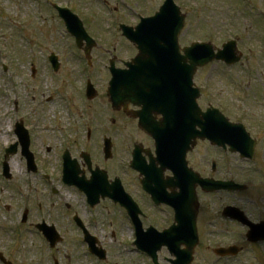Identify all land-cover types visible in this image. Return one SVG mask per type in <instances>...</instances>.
Returning a JSON list of instances; mask_svg holds the SVG:
<instances>
[{
  "label": "flooded vegetation",
  "instance_id": "af4514ba",
  "mask_svg": "<svg viewBox=\"0 0 264 264\" xmlns=\"http://www.w3.org/2000/svg\"><path fill=\"white\" fill-rule=\"evenodd\" d=\"M133 56L134 54L127 60L132 59ZM113 57L116 66L125 67V59ZM91 67H98L100 72H108L109 65L106 64V56L103 54L99 56L94 64H91ZM100 98L102 100L101 93H98L95 100ZM105 103V108H103V101L98 103L103 108L101 112H71L69 114L71 116L69 118L70 129L64 131V134L67 135L62 139L54 138L53 148L47 145L48 152L51 150L54 152L55 160L53 185L56 186L52 190L64 201L67 199L74 201L77 197L84 199V207L80 209L75 203H65L67 209L73 211L72 213L83 214L92 210V207L86 202L85 193L80 191L79 186H70L63 181L62 152L64 149H68L72 158L76 159L73 167L74 178L87 183V188L91 192L101 194L106 190L102 179L99 177L105 171L108 187L119 181L132 195L139 207L137 212L139 220L135 224L136 227L144 230L154 227L161 231L178 226L184 228V164L179 165L180 170H173L171 163L167 165L165 161L161 160L156 151L158 145L156 135L149 133L140 124L142 122L144 126H147L148 119L161 127L163 120L167 118V114L155 107H150L149 112L141 113L144 111L143 105L126 104L127 107H125L124 103L117 109H111L109 103L107 101ZM225 115L231 121L244 122L253 135L257 138L260 137L256 128H261L262 124L257 123L256 115L237 113H226ZM244 120L248 121V124ZM90 121L93 122L88 124ZM62 140L66 142L63 146H61ZM43 145L44 139L41 136L32 139L34 151ZM190 146L191 149L186 154L187 169L189 167L204 177L217 180L236 179L237 161L235 155L229 150L202 138L196 139L195 143H191ZM179 148L184 149V138ZM20 159L25 161L21 154ZM43 166L44 163L39 160V167L41 168L39 174L42 176L45 175ZM65 190L68 192L66 193ZM64 194H67L68 197ZM243 194L225 190L206 193L200 190V221H202V215L205 213L209 220L217 219L226 227L234 225L246 229L238 221L223 217L220 209L213 207L222 196L228 201V204L233 203L242 206L252 221H264V200L260 198L250 199ZM252 195L249 194V196ZM105 201L106 203H104ZM101 204L111 211L117 210L120 214L123 212L127 214L124 207L118 203H113L109 197L103 198L98 206ZM113 205L116 207L114 208ZM41 206L42 204H40ZM110 210L107 211L110 212ZM212 211H216L217 215H212ZM40 219L48 220L49 218L33 215L30 211L26 224L30 226ZM133 225L132 221L130 224H125L128 229L130 226L134 228Z\"/></svg>",
  "mask_w": 264,
  "mask_h": 264
},
{
  "label": "rangeland",
  "instance_id": "374dc122",
  "mask_svg": "<svg viewBox=\"0 0 264 264\" xmlns=\"http://www.w3.org/2000/svg\"><path fill=\"white\" fill-rule=\"evenodd\" d=\"M56 1L64 4L67 3L82 17V19L85 20L90 31H92L96 36L102 35L105 38L108 37V32H117L116 20H129L130 18L136 19L139 13L149 14L152 11L149 2L153 1V3L158 4L160 0H146V3L145 0L142 2H140V0H121L132 8L140 2L135 10H124L125 6L119 0ZM254 1L259 6L261 5L260 7L264 8V0ZM201 2L205 8H203ZM40 4L39 0H0V146L5 143V140L12 139L13 137V135H10L9 128L11 126V120L9 117L12 115L16 118L15 103L20 101V108L17 111L18 113H40L42 110L39 109L40 106L37 108L38 100L33 101L32 95H36L37 98H40L42 92H44V94L52 93V90L51 92L47 91L52 87L51 84L54 81L48 78L49 74L44 69V62L40 55V51H38L37 62L40 65V72L38 74H41V76L35 78L34 80L29 78L28 74L30 68L27 69V66H29L28 59L26 57L27 48H34L32 44L33 40L37 43L38 47L41 44L43 49L42 54L45 55L53 49L59 51L66 47V39L63 38L66 37L65 34L67 33L65 25L62 22H59L57 18L53 17L52 14H49L48 10ZM234 5V0H184V10L188 12L189 17H191V21L196 22L194 20L195 17L204 16L208 17L207 20L210 23L208 24L206 22L204 25H201L200 29H197V27L193 26V24L190 25V28L186 29L184 32L185 37H191L190 31L196 29L202 33L204 28L208 25L212 26V29L216 28L213 23L221 21L218 20V18H228V14ZM123 10L125 13H122ZM96 28H99L100 30L96 31ZM192 35L197 36L198 33L192 32ZM251 42L253 43L248 44L253 47L256 42L253 40ZM249 63H252L255 67H257L256 64H258L254 58H252ZM5 65L7 66L6 70L4 68ZM73 71L74 67L68 65V61H65V67L62 72H60V76L56 77V81L58 82L63 79L66 85L71 84L72 88L78 91L80 86L79 83L82 81V77L78 71ZM241 75H244V73H241ZM222 76L224 75H220L219 78L223 79ZM258 77L259 74L257 73V78ZM219 83L222 85L219 86V88L224 90L222 98L227 96L228 100H230L229 92L231 91L229 83L226 82L225 79ZM249 89L252 91L254 87ZM259 90V92H264V89L262 88ZM258 96L261 97V95ZM251 98H254V95H251ZM247 106L254 108L249 109L248 111L256 110L255 104L253 106L249 103ZM33 108H35V110H33ZM44 111L48 114L47 117H49V115L54 113L56 110L52 104L47 105ZM13 170L17 177L25 175L24 173H21L22 169L19 167L15 166ZM0 186H2L0 187V203L11 204L9 194L5 190L6 186H3L1 180ZM250 192L253 193V191ZM17 216L18 212L14 211L13 217L11 216V212L6 214L0 206V223H2L0 226V251L2 250L6 254H9V257L14 261V264H53L50 257H46L51 254L48 249L46 247L38 248V244H40V242L36 235L32 237L31 241L29 240V236L28 238L25 237L26 244L23 248H21L23 240H21V243L19 241L15 245V238L12 239L11 236L6 235L7 232L10 233V231L6 228L10 225L12 220H15L13 225L16 224ZM204 229L210 230L213 229V226H206ZM63 230L67 233V237L64 239L63 243L59 245V249L62 251V254L66 251L65 255L69 258L72 255L73 249L77 251L78 249L82 250L83 246L81 244H75L71 239L72 235L78 234L77 232L65 229ZM125 231L126 233L124 237H128L129 230L127 229ZM260 248V255L257 260H255L257 263L252 261V257L250 255L251 252L246 251L243 252L241 257L235 259L232 263L227 262L226 264H264V249L262 247ZM124 257L127 258V261L134 259V257L129 254V251L125 252ZM210 257V254L208 256H204V252L201 251L195 264H206V262L209 264ZM84 259L90 262V259L82 253H76L72 260H68V263L85 264ZM113 259L115 258L111 257L109 263L114 262ZM123 263L128 264L125 261H123Z\"/></svg>",
  "mask_w": 264,
  "mask_h": 264
},
{
  "label": "water",
  "instance_id": "95a60500",
  "mask_svg": "<svg viewBox=\"0 0 264 264\" xmlns=\"http://www.w3.org/2000/svg\"><path fill=\"white\" fill-rule=\"evenodd\" d=\"M72 31H74L72 28H70ZM81 32H83L82 30H80ZM114 81H117V78L115 77L114 78ZM188 207H191V202H189V205H188ZM195 229H194V227L192 226V224H191V226L190 227H188V228H184V235L185 236H188V237H194L195 236ZM184 264H185V261H184Z\"/></svg>",
  "mask_w": 264,
  "mask_h": 264
}]
</instances>
